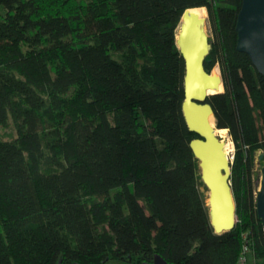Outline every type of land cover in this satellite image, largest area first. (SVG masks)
I'll return each mask as SVG.
<instances>
[{
	"label": "trees",
	"instance_id": "trees-1",
	"mask_svg": "<svg viewBox=\"0 0 264 264\" xmlns=\"http://www.w3.org/2000/svg\"><path fill=\"white\" fill-rule=\"evenodd\" d=\"M241 5L0 0V264H237L247 230L264 258V76L237 49ZM195 7L212 31L205 69L225 83L207 102L235 145L237 223L222 234L182 110L176 33Z\"/></svg>",
	"mask_w": 264,
	"mask_h": 264
},
{
	"label": "water",
	"instance_id": "water-1",
	"mask_svg": "<svg viewBox=\"0 0 264 264\" xmlns=\"http://www.w3.org/2000/svg\"><path fill=\"white\" fill-rule=\"evenodd\" d=\"M199 8L207 10L205 7ZM199 8H188L183 12L178 37L176 33V44L185 62L182 110L189 130L198 136L192 139L190 147L199 161L200 177L208 190L211 225L216 234H222L233 230L237 223L231 186L234 153L227 150L226 143L216 133L219 128L214 110L207 102L211 95L225 91V83L221 70L214 73L205 69V59L211 50L207 32L209 16H201L197 11ZM236 30L237 49L246 53L264 76V0H242ZM263 158L264 153H260L259 160ZM256 208L264 227V166L256 195ZM153 264L168 263L157 254Z\"/></svg>",
	"mask_w": 264,
	"mask_h": 264
},
{
	"label": "rangeland",
	"instance_id": "rangeland-1",
	"mask_svg": "<svg viewBox=\"0 0 264 264\" xmlns=\"http://www.w3.org/2000/svg\"><path fill=\"white\" fill-rule=\"evenodd\" d=\"M197 11L201 14V16H209V14L207 13V10H205L204 8H199V9H197ZM207 32L209 33V35H211L212 31H211V26H210L209 21L207 22ZM212 71L213 72L216 71V72L219 73V71H220L219 66L217 65ZM221 130L222 129H220L218 131V134H219V132ZM14 131L15 130H14L12 124H10V126L7 127L6 129L2 130L3 133H15ZM227 133H229L228 130H227ZM227 133H226L225 137H221L220 135L219 136L221 137L222 140H224V142L226 144L230 145V148H231V151H232L230 153H234L235 152V145L233 143L234 146L232 147V140H231L230 136ZM262 167H263L262 164L260 162H258V160H257V162L255 164V167H254V174H255V176L259 177V187H258V189L260 188V184H261ZM205 192H206V195H208V191L205 190ZM106 264H131V263L123 262V261H109Z\"/></svg>",
	"mask_w": 264,
	"mask_h": 264
},
{
	"label": "built area",
	"instance_id": "built-area-1",
	"mask_svg": "<svg viewBox=\"0 0 264 264\" xmlns=\"http://www.w3.org/2000/svg\"><path fill=\"white\" fill-rule=\"evenodd\" d=\"M242 248L237 264H264V258L258 257L251 247L250 231L242 232Z\"/></svg>",
	"mask_w": 264,
	"mask_h": 264
},
{
	"label": "bare ground",
	"instance_id": "bare-ground-1",
	"mask_svg": "<svg viewBox=\"0 0 264 264\" xmlns=\"http://www.w3.org/2000/svg\"><path fill=\"white\" fill-rule=\"evenodd\" d=\"M178 37V36H177ZM220 129H217L216 130V133L218 134V131H219ZM226 133H227V130L226 129H222L220 132H219V134L218 135H220L221 137H225L226 136ZM224 141V140H223ZM226 146H227V150L228 151H231V148H230V145L229 144H226Z\"/></svg>",
	"mask_w": 264,
	"mask_h": 264
}]
</instances>
